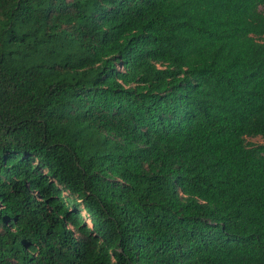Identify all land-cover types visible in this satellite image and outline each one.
<instances>
[{"label":"trees","instance_id":"obj_1","mask_svg":"<svg viewBox=\"0 0 264 264\" xmlns=\"http://www.w3.org/2000/svg\"><path fill=\"white\" fill-rule=\"evenodd\" d=\"M262 6L0 0V264H264Z\"/></svg>","mask_w":264,"mask_h":264},{"label":"rangeland","instance_id":"obj_2","mask_svg":"<svg viewBox=\"0 0 264 264\" xmlns=\"http://www.w3.org/2000/svg\"><path fill=\"white\" fill-rule=\"evenodd\" d=\"M261 8L264 9V6H262ZM246 139H247V141L252 142V143H256V144L264 143V139L260 136H258V137H247ZM86 217H87V215H86Z\"/></svg>","mask_w":264,"mask_h":264}]
</instances>
